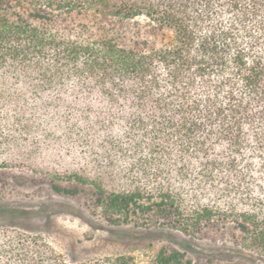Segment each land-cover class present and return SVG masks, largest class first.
<instances>
[{"label": "trees", "instance_id": "16d2710c", "mask_svg": "<svg viewBox=\"0 0 264 264\" xmlns=\"http://www.w3.org/2000/svg\"><path fill=\"white\" fill-rule=\"evenodd\" d=\"M45 150L109 223L222 228L264 256V0H0V168ZM14 244L0 264H72Z\"/></svg>", "mask_w": 264, "mask_h": 264}, {"label": "rangeland", "instance_id": "374dc122", "mask_svg": "<svg viewBox=\"0 0 264 264\" xmlns=\"http://www.w3.org/2000/svg\"><path fill=\"white\" fill-rule=\"evenodd\" d=\"M42 153L32 166L0 168V255L12 243L33 239L72 264H105L121 255L134 257L136 264H157L162 248L185 252L192 264H264V256L237 246L222 228L194 235L167 226L109 223L101 209L91 206L90 185L64 174L67 166H79L78 160L65 151ZM54 184H79L80 191L59 193ZM8 259L3 257L5 263Z\"/></svg>", "mask_w": 264, "mask_h": 264}]
</instances>
